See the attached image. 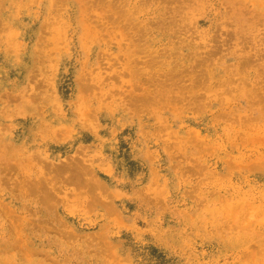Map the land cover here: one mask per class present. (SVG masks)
I'll use <instances>...</instances> for the list:
<instances>
[{"label":"rangeland","instance_id":"rangeland-1","mask_svg":"<svg viewBox=\"0 0 264 264\" xmlns=\"http://www.w3.org/2000/svg\"><path fill=\"white\" fill-rule=\"evenodd\" d=\"M0 264H264V0H0Z\"/></svg>","mask_w":264,"mask_h":264}]
</instances>
